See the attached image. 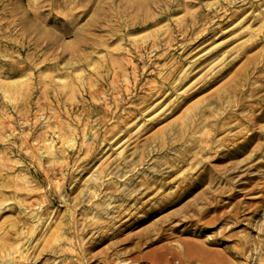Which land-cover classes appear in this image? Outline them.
Returning <instances> with one entry per match:
<instances>
[{"label": "rangeland", "instance_id": "1", "mask_svg": "<svg viewBox=\"0 0 264 264\" xmlns=\"http://www.w3.org/2000/svg\"><path fill=\"white\" fill-rule=\"evenodd\" d=\"M263 54L264 0H0V264H178L153 251L185 240L226 250L234 263L264 264ZM255 55L259 68L233 86ZM168 75L171 86L137 112ZM217 91L226 94L222 104L205 99ZM197 104L207 121L196 135L213 133L210 152L192 141L162 149L153 143L155 150L135 163L158 132L181 131L172 125ZM243 139L245 153L217 158ZM245 156L247 175L215 190L218 211L245 210L240 220L196 231L187 224L170 229L173 221L168 237L139 245L144 229L195 200L204 185L134 223L144 200L177 190L193 162L203 159L223 172ZM170 162L182 165L172 183L137 204L93 186L113 182L119 192L131 175L134 188ZM243 240L249 247L239 256Z\"/></svg>", "mask_w": 264, "mask_h": 264}, {"label": "bare ground", "instance_id": "2", "mask_svg": "<svg viewBox=\"0 0 264 264\" xmlns=\"http://www.w3.org/2000/svg\"><path fill=\"white\" fill-rule=\"evenodd\" d=\"M258 57H259L258 55H255V56H248L246 58L245 60V63H247L246 67L244 68V71L241 72L242 74H240L236 79H233L234 83H231L233 86L238 85L240 81L238 79H242L244 77L243 74H245L248 70H250L252 66H255V69L259 68L258 67L259 65L257 66L256 64ZM263 59H264V54H263V58L259 60L262 61ZM173 79H174L173 75L165 76L162 81L164 85L158 86V88L155 87L150 88V92H148L146 95L147 97H144L138 103L139 106L137 105V107L135 108L136 111L140 112L142 108L145 105H147L148 101L152 99V97L155 94L157 93L163 94L166 86L167 87L171 86ZM214 79L215 78L210 79L208 82H212ZM132 87L133 86L128 85L126 91H128ZM233 89L234 88H231L229 93H232ZM221 92L222 91H217L216 93L211 94L205 99L208 102L216 101V104H222L223 102L222 100L226 97V94ZM121 96L122 98H126L127 93L125 91H122ZM199 104L195 105L192 108V110H190L191 112L189 111L190 113L186 114L178 123L172 125L171 127L172 129H175L178 125H181L179 127L180 130L182 129L181 131L179 132L177 131L178 133L175 134L176 133L175 130L173 133L168 134V130L163 129L147 141L146 148H148L149 144L153 145V143H156L155 145H157L158 148L162 149L166 146L168 147L172 146L175 141L183 140L190 142L192 141L193 147L199 144L201 146V149L205 150L206 152H210L212 146L208 144V142H213V138H214L213 133H211L210 131L201 136L196 135L198 125L201 123H206L207 121V119L204 117L207 110L202 109ZM257 117L259 116L257 115ZM220 121H221L220 119L217 120V122ZM257 132L258 131H252L251 133H254L253 135H256ZM259 132H261V137L264 138V128L262 130H259ZM201 142H205L206 144L202 145ZM155 145H153L149 150H145L146 148L140 150L136 155L139 156L140 158L137 161H135V163L137 164L143 163L146 159L145 158V156H147L146 154L151 153V151L155 150ZM247 147H248V142L245 139H243L239 141L237 144H234L233 147L227 146L225 148H222V150H220L222 154L219 153L217 158L223 159V158L238 156L240 154L245 153ZM263 148H264V143H263ZM189 152L185 150L184 156L179 158V160L182 163L187 162L188 160L187 157H189L188 155ZM256 154L259 155V152H257ZM248 159L249 156H245L242 160H240L237 163L233 162L231 164L226 165L223 168L224 170L223 172H220L221 169L216 168L209 162H203V159H201L200 164H198L197 162H193L191 166L192 174L184 179L183 181L184 184L180 185L177 190L168 194H163L165 189L159 190L157 191L156 196L154 197L151 196L150 198L144 200L141 203L142 206L138 207V210L144 212L142 214H138V212L132 213V217H134L133 219L134 223H140L142 221L147 220L150 216L157 214L162 210L174 205L178 201L189 196L195 189L204 185L202 190L195 196V200L192 201L186 200L187 202L184 203L182 208L174 212L172 211L168 216L162 217L159 221L153 223L151 226L144 229V231L139 234L140 237L138 241L139 245L142 242L151 244L156 241H160L165 237H168L166 236L167 234L166 231L169 228L175 230L176 226L178 225L187 224V226L185 227L186 230H189L192 225H195L194 230L196 231L198 229L200 230L206 229L208 227L207 224H212L218 221L222 222L225 220L226 222H229L233 220L234 221L240 220L239 218L244 215L243 211L245 210H242L241 212L239 210H234V211L230 210L223 212L218 211V208L221 205H219L218 201H216L217 193H215V190L218 189L216 185L218 183H222V181H225L226 184H231V180L235 176H238L239 180H241L242 177H245L247 175L246 171L250 168L249 165H251L250 163L249 165H247L249 162ZM125 163L126 161L124 162V164ZM257 164H259V161L253 163V165H257ZM181 166L182 165L180 164L174 165L173 162L172 163L170 162L168 166H165L163 168L159 167L158 170L153 174L152 178L144 177L143 179L139 180L136 183V185L133 186L134 188H130V187L131 185L134 184L135 179L131 175H128L122 180V182L125 185H128V188H124L119 192H117L118 188L115 186V184H113V182L104 183V181L101 182L96 181L93 183V186L98 189L103 186V189L105 190L104 194L108 195L110 193L111 195L114 194L115 196H121L124 200H134L135 203L137 204L142 200L143 197L152 193L158 187V185L161 184V186L163 187L166 184L172 183V179H170L171 175H173L174 172L177 171ZM120 170L122 169H119L118 173ZM103 171L105 172V175L108 174V172L105 171L104 169H102V172ZM197 171H199V174L195 176L194 173H196ZM231 174L233 175L232 177H230ZM166 179L169 180L167 181ZM241 183L244 182H239V184ZM137 185H139L140 188L136 189L135 187ZM206 193H210V194L206 195ZM233 195L235 196L236 192L232 193L229 197L233 198L232 197ZM153 199H155V202L151 203ZM147 203H151V205L149 207H146ZM198 203H203V206H199ZM213 210H214L213 214H210L211 211ZM118 211L120 214L121 210ZM173 221H178L177 222L178 224H174L171 227L167 228V226L170 225ZM101 228H103V225ZM108 228H111V225ZM108 235L109 234H105L104 236H108ZM209 242L214 243L216 242V239H212ZM248 247H249L248 242L246 240H243L241 242L240 248L236 249L237 254L239 256L242 255L243 253H245ZM153 253L159 254L161 257H168L169 260L171 258H177L178 264H238L230 261V259L226 256L227 254L226 250L209 248L204 245H197L196 243H192L191 241H186V240L183 242V245L181 247H176L167 243L160 246V248L155 249ZM135 257H137V255L134 256V258Z\"/></svg>", "mask_w": 264, "mask_h": 264}]
</instances>
